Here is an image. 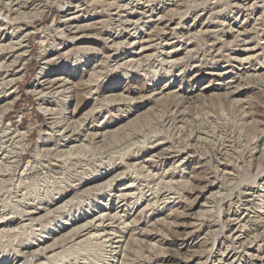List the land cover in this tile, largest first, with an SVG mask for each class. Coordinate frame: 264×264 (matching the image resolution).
<instances>
[{
	"label": "rangeland",
	"instance_id": "1",
	"mask_svg": "<svg viewBox=\"0 0 264 264\" xmlns=\"http://www.w3.org/2000/svg\"><path fill=\"white\" fill-rule=\"evenodd\" d=\"M97 1L0 0L3 43L31 31L17 99L2 116L28 131L22 177L0 187V213L16 219L26 201L43 204L36 219L0 227V264H218L212 252L233 233L239 251L241 240L263 254L264 0ZM41 68L73 83L94 69L81 102L55 94L47 104L78 141L47 130L51 115L29 91ZM91 123L104 124L93 137ZM53 158L85 178L108 171L70 191L78 176L47 171Z\"/></svg>",
	"mask_w": 264,
	"mask_h": 264
},
{
	"label": "bare ground",
	"instance_id": "2",
	"mask_svg": "<svg viewBox=\"0 0 264 264\" xmlns=\"http://www.w3.org/2000/svg\"><path fill=\"white\" fill-rule=\"evenodd\" d=\"M92 1V0H91ZM94 1V0H93ZM97 1V0H96ZM134 1V0H133ZM98 2V1H97ZM92 3H95V2H92ZM119 5H117L118 7ZM13 7V6H11ZM13 9V8H12ZM10 10V9H8ZM6 12V11H5ZM6 14V13H5ZM8 15H5L4 17L7 18ZM2 17V16H1ZM9 18H10V15H9ZM7 18V19H9ZM16 19V18H15ZM3 20V19H2ZM6 21V19H5ZM4 21V22H5ZM12 21V19H11ZM7 22V21H6ZM2 23L0 24V29H3V25H4V28H5V25H7L8 23ZM41 22V21H40ZM96 22V21H95ZM93 27H91L92 29ZM19 29V28H18ZM19 31V30H18ZM88 31V30H87ZM62 33V32H61ZM64 33V32H63ZM82 33V32H81ZM13 30H12V33L10 34V39L11 38H17L15 42H12V40H9L7 43H3L5 42V39L7 38V35L4 37L0 36V56L1 58L5 59L8 55V58L1 61L0 62V101L4 102L2 103V105H0V187H3L5 185H13L15 184V176L17 178H21L22 176V172L20 173V176L18 177V174H19V170H18V167H19V163L21 162L22 160V156L26 150V140H27V137H28V131H22V132H18V131H15V130H9L10 128H12L11 124L7 123L6 125L4 123H2V116L7 113L9 110L12 109L13 105H14V101L17 99V96H18V81L20 79V77H14V75L16 74V72L18 70H20L22 64L27 60V58L29 57L30 53H29V49H28V44H29V37H30V34H31V31L28 30V28H25L24 30L22 31H19V33L13 37ZM62 36V35H61ZM80 36V35H79ZM52 37V36H51ZM234 38V37H233ZM15 40V39H14ZM54 41V40H53ZM52 41V42H53ZM60 44H65L64 43H60ZM50 46V45H49ZM66 46V45H65ZM65 46L63 45L62 48H60V50H58L59 54L61 55V57H67V53L64 52V48ZM106 48V47H105ZM62 50V51H61ZM202 50V49H201ZM81 51V50H80ZM89 53V52H88ZM47 52H46V48L42 49L41 52L38 53V56L40 57V59H44L46 58ZM168 54V53H167ZM78 55V54H77ZM69 57V56H68ZM75 57H76V54H75ZM150 57V56H149ZM226 58V57H225ZM141 60V59H140ZM45 62L49 63V59L46 60ZM44 62V63H45ZM92 66V65H91ZM45 67V66H44ZM107 67V66H106ZM93 69V68H91ZM150 69V68H149ZM88 72V71H87ZM83 75H86L83 74ZM88 80H83V77L79 78L77 80V82H74L73 81H70L68 78H66L65 76L61 77V76H53V75H46V72L44 71V68H41L39 70V77H38V80H36L37 82L33 83L31 89L29 91L31 92H34L40 102H41V105H43V110L45 111V113H47L48 115L50 114L51 115V123L48 124V127H47V130H51L53 131L54 129H58V131H60L61 129L63 130L62 132H65L63 134V137H64V141H65V144H71L75 141H78L79 138L75 135H73L72 133H67L68 131L66 129H68L67 127L68 126H65L67 124L64 125L62 124L63 123V119H61L60 121H57L59 120V118L56 120V118H52L55 116L56 112H55V109H52L50 107L47 106V104L49 103L50 104V101H51V97H53L55 94H60V95H64L66 96V102H68V100L73 96V98L76 100V104H78L79 102H81V99L79 98V88L84 86L85 87V84L89 83V81L91 80V77L94 75V69H93V72H90L88 74ZM82 76V75H81ZM98 79V78H97ZM95 81V80H94ZM89 85L91 84H88V87ZM98 85V84H97ZM96 85V86H97ZM91 87V86H90ZM86 88V87H85ZM97 88V87H95ZM83 90V89H82ZM92 91V90H91ZM90 91V92H91ZM97 91V90H95ZM88 92V91H86ZM57 96V95H56ZM50 97V98H49ZM188 100V99H187ZM189 101V100H188ZM55 102V101H54ZM74 102V101H73ZM75 104V105H76ZM178 108V107H177ZM71 116L73 115L74 113V110H72L71 112ZM64 117H68V116H64ZM93 117V116H92ZM182 117V116H181ZM167 118V117H166ZM68 119V118H67ZM63 120V121H62ZM66 120V119H65ZM62 121V123H61ZM178 121V120H176ZM180 121V120H179ZM174 122V121H173ZM163 123V122H162ZM181 123V122H180ZM104 126V124H102L100 127L99 125L96 126L94 123H91L90 125H87L86 127V130L88 132V134L93 137V136H96L98 135L100 132V129ZM84 128V127H83ZM161 128V127H160ZM75 129V128H74ZM46 130V131H47ZM66 130V131H65ZM44 131V132H46ZM57 130H55L54 132H56ZM77 131V130H76ZM62 132L60 134H62ZM86 132V133H87ZM47 133V132H46ZM59 133V132H58ZM113 133V132H112ZM177 133V132H175ZM257 134V133H256ZM220 135V134H219ZM262 135V134H261ZM147 137V136H146ZM209 138V137H208ZM45 139V138H44ZM46 140V139H45ZM43 141V140H42ZM137 141V140H136ZM135 141V142H136ZM236 141V140H235ZM61 142V141H59ZM91 142V141H90ZM180 142V141H179ZM227 142V141H226ZM43 143V142H42ZM95 143V142H94ZM4 144H8V146L10 147L8 150L7 148L3 147ZM56 144V143H54ZM64 144V145H65ZM195 145V144H194ZM243 145V144H242ZM5 146V145H4ZM7 146V145H6ZM67 146V145H66ZM54 147V146H53ZM52 149V148H51ZM155 150H160L159 152L161 154H168V150H165L163 149L162 147L160 146H155L154 147ZM153 149V150H154ZM91 150V149H90ZM223 150V149H222ZM48 151V150H47ZM57 151V150H56ZM80 151V150H79ZM130 151V150H129ZM221 151V150H220ZM3 152H8L9 153V156H6L5 153ZM45 152V151H44ZM158 152V154H159ZM231 152V151H230ZM263 152V151H262ZM4 155H3V154ZM7 153V155H8ZM63 153V152H62ZM61 154V153H60ZM72 154V153H71ZM93 154V153H92ZM157 154V156H158ZM160 154V155H161ZM171 154V153H170ZM53 155V154H52ZM64 155V154H63ZM67 155V154H65ZM152 156V154H149ZM58 157L62 155H57ZM153 156H155V154H153ZM163 156V155H162ZM68 158V156H66ZM85 157V156H83ZM168 157V156H167ZM6 158H8V160H5ZM66 158V159H67ZM156 158V157H155ZM251 158V157H250ZM66 159H51L52 161L47 163V168L49 172H52V173H56L57 170H59V168H63V169H66L70 172V174L72 175L74 173V175H72V177L74 176H78L77 178H75L72 182L74 183H71L69 184L68 186L70 187V191H78L80 187H82L86 181H89L90 179L92 180H99L100 178H102L103 174L108 171V170H105L103 173H100L96 176H90L88 178H85L83 176H80L81 173H75L72 168L74 167V165H70L68 168L67 167V163L65 162ZM150 159V157H149ZM252 159V158H251ZM68 160V159H67ZM113 160V159H112ZM49 161V160H48ZM108 161V160H107ZM33 162V161H32ZM73 162V161H72ZM71 162V163H72ZM75 163V162H74ZM144 163V162H143ZM73 164V163H72ZM107 164V162H106ZM78 165V164H77ZM75 165V166H77ZM110 165V164H109ZM223 165V164H222ZM239 165V164H238ZM111 166V165H110ZM109 166V167H110ZM108 167V166H107ZM34 167L31 166V168H29L31 171L33 170ZM63 169L61 170V172L63 171ZM88 169V168H87ZM210 169V168H209ZM18 170V171H17ZM77 170V169H76ZM94 170V169H93ZM26 171V170H25ZM68 171H65L66 173ZM80 171H81V167H80ZM227 171V170H226ZM264 171V170H262ZM92 172V171H91ZM95 172V171H94ZM210 172V171H209ZM35 173V172H34ZM90 173V172H89ZM31 174V173H30ZM63 174H64V171H63ZM69 174V175H70ZM91 174V173H90ZM24 175H26V173H24ZM81 175H84V174H81ZM107 175V174H106ZM39 176V175H38ZM225 176V175H224ZM25 177V176H24ZM71 177V178H72ZM119 177V176H118ZM16 178V180H17ZM85 178V180H84ZM257 178V177H256ZM255 178V179H256ZM50 179V178H49ZM174 179V178H173ZM228 179V178H227ZM32 180V179H31ZM35 180V179H34ZM219 180V179H218ZM109 181V179H108ZM34 182V181H33ZM71 182V181H70ZM111 182V181H110ZM101 183V182H100ZM33 184V183H32ZM31 184V185H32ZM68 184V183H67ZM99 183H97L96 185L99 187L98 185ZM20 185V183L17 184L16 188H18V186ZM78 185V186H77ZM103 185V184H102ZM108 185V184H107ZM110 185V184H109ZM108 185V186H109ZM125 185V184H124ZM65 186V185H64ZM63 186V187H64ZM95 186V185H94ZM28 187V186H27ZM31 187V186H30ZM38 187V186H37ZM62 187V186H61ZM59 187V188H61ZM96 187V188H98ZM101 187V186H100ZM26 188V187H25ZM43 188V187H42ZM47 188V187H46ZM163 188V187H162ZM14 189V188H13ZM13 189L12 190V193L14 192H17V190H15L13 192ZM36 189V188H35ZM88 189V188H87ZM100 189V188H99ZM118 189V188H117ZM1 190V188H0ZM119 190V189H118ZM155 190V189H154ZM36 191V190H35ZM50 191V190H49ZM149 191V190H148ZM121 191H118L117 193H120ZM130 192V191H129ZM15 194V193H14ZM24 194V193H23ZM28 194V193H27ZM33 194V193H32ZM44 194V193H43ZM123 193H120L119 195H121ZM253 194V193H251ZM21 195V194H20ZM37 195V194H36ZM46 195V194H45ZM117 195V196H119ZM169 195V194H168ZM31 196V195H30ZM39 196V195H38ZM47 196V195H46ZM45 196V197H46ZM125 196V195H124ZM226 196V195H225ZM22 197V195H21ZM85 197V196H84ZM120 197V196H119ZM26 198V197H25ZM28 198V196H27ZM33 198V196H32ZM40 198V197H39ZM38 198V199H39ZM42 198V197H41ZM160 198V197H159ZM8 199V198H6ZM21 199V198H20ZM24 199V197H23ZM48 200V198H46ZM147 199V198H146ZM26 200V199H24ZM35 199L33 200H28L26 201V205L24 207V209L22 208L18 213H19V217H17L16 219H5L6 216L2 215L4 213H0V227L2 228L6 223H12V222H16L18 221V219H28L29 221L31 220H34L36 219V217L34 216L35 213H39V209L41 208V206H39L41 204V202H36L33 204V202ZM17 201V200H16ZM20 201V200H19ZM18 201V202H19ZM23 200L21 199V202ZM50 201V200H49ZM47 201V202H49ZM164 201V200H163ZM221 201V200H220ZM9 202V201H8ZM19 202V203H21ZM153 202V201H152ZM44 203V202H43ZM162 203V202H161ZM17 204V202H16ZM23 204V203H22ZM46 204V202H45ZM67 204V203H66ZM88 204V203H87ZM22 206V205H21ZM64 206V205H63ZM14 207V206H13ZM66 207V206H65ZM64 207V208H65ZM123 208V207H122ZM229 210V209H228ZM227 210V211H228ZM38 211V212H37ZM207 211V210H206ZM12 212V211H11ZM108 212V211H107ZM115 212V211H114ZM222 212V211H221ZM99 213V212H98ZM111 213V212H110ZM224 213V212H223ZM15 214V213H14ZM17 215V213H16ZM103 215V214H102ZM106 215V214H105ZM220 215V214H219ZM218 215V216H219ZM116 216V215H115ZM221 216V215H220ZM224 216V215H223ZM68 217V216H67ZM100 217H101V213H100ZM99 217V218H100ZM118 217V216H117ZM246 217V216H245ZM244 217V218H245ZM106 218V216H105ZM178 218V217H177ZM111 219V218H110ZM226 220V219H225ZM238 220V219H237ZM246 220V219H245ZM93 222V220H91ZM89 221V222H91ZM223 221V220H222ZM39 222V221H38ZM89 222H86L80 226H78L77 228L74 227L75 229L72 230L71 232H75V234L79 235L81 234V232H84L82 231L85 226H87V228L91 227V223L89 224ZM102 222V221H101ZM228 222V221H227ZM226 222V223H227ZM242 222V221H241ZM260 222V221H259ZM264 221H261V223H263ZM28 223V222H27ZM30 223V222H29ZM94 223V222H93ZM202 223V222H201ZM19 224V222H18ZM12 225V224H11ZM40 225V224H39ZM102 225V224H101ZM115 225V224H114ZM176 225V224H175ZM202 225V224H201ZM246 227V223L243 222L242 225H240V227L244 226ZM257 225V224H256ZM264 225V224H262ZM96 226H97V223H96ZM108 226V225H107ZM197 226V225H196ZM26 227V226H25ZM34 227V226H33ZM209 227V226H208ZM223 227V226H222ZM239 227V225H238ZM244 227V228H245ZM86 228V229H87ZM141 228V226H140ZM221 228V227H219ZM251 228V227H250ZM234 229V228H233ZM254 229V228H253ZM28 230V229H27ZM116 230V229H115ZM221 230V229H220ZM231 230V229H230ZM235 230V229H234ZM232 230V231H234ZM241 230V228L239 229ZM243 230V228H242ZM259 230V229H258ZM14 231V230H13ZM112 231V230H111ZM134 231V230H133ZM21 232V231H20ZM114 232V231H113ZM143 232V231H142ZM187 232V231H186ZM253 232V231H252ZM258 232L257 230L255 231V233ZM261 232V231H260ZM259 232V233H260ZM31 233V232H30ZM101 233V232H100ZM175 233V231H174ZM206 233V232H205ZM251 233V232H250ZM1 234V233H0ZM95 234V233H93ZM111 234V233H110ZM216 234V233H215ZM74 235V233H73ZM88 235V234H86ZM187 235V233H186ZM229 235V234H228ZM76 236V235H75ZM92 236V234H91ZM108 236V235H107ZM112 236V235H111ZM239 236L240 235H232V238H231V241L229 242V244L226 246H222L221 248H218L216 249L215 251L212 252L215 253L214 257H216L217 261H218V264H238V261L240 260H243V263L242 264H264V251H263V254L260 250L261 249V246L258 244H255V246L257 245L258 247L255 248L254 245L252 246V248H246V246L248 245H245L244 244V241H241L240 240V246L241 247V251H239L237 249L238 246L237 243L235 245V243H232L233 240H236V239H239ZM257 236V235H256ZM69 237V236H68ZM71 238V237H70ZM115 238V237H114ZM140 238V237H139ZM11 239V238H10ZM92 239V238H91ZM144 239V238H143ZM146 239V238H145ZM218 239V238H217ZM252 239V238H250ZM249 239V240H250ZM70 240V239H69ZM104 240V239H103ZM215 240V239H214ZM247 240V239H246ZM245 240V241H246ZM141 241V240H140ZM223 241V240H222ZM222 241L220 242V244H222ZM81 242V241H80ZM87 242V241H86ZM64 243V242H63ZM78 243V242H77ZM215 243V241H214ZM257 243V242H256ZM81 244V243H79ZM55 245V244H54ZM67 245V244H66ZM135 245V244H134ZM218 245V244H217ZM225 245V244H224ZM235 245V246H233ZM252 244H250L251 246ZM90 246V244H89ZM221 246V245H220ZM52 247V246H51ZM50 247V248H51ZM85 247V246H83ZM91 247V246H90ZM4 248V247H3ZM7 250V249H6ZM16 250V249H14ZM58 250V249H57ZM253 250V251H252ZM18 252V251H17ZM33 253V252H32ZM42 253V252H41ZM44 253V252H43ZM39 254V253H38ZM201 254V253H200ZM14 255V254H13ZM20 255V254H19ZM30 255V254H29ZM32 255V254H31ZM200 256V255H199ZM37 257V256H36ZM85 257V256H84ZM148 257V256H147ZM24 258V257H23ZM58 258V257H57ZM102 258V257H101ZM124 258V257H123ZM18 257H14L12 258V262H14L15 260H17ZM36 259V258H35ZM47 259V258H46ZM45 259V260H46ZM44 260V261H45ZM91 261V260H90ZM224 261V262H223ZM52 262V261H51ZM182 262V261H181ZM210 262V261H209ZM17 263V262H16ZM24 263V262H23ZM185 263V262H184Z\"/></svg>",
	"mask_w": 264,
	"mask_h": 264
}]
</instances>
